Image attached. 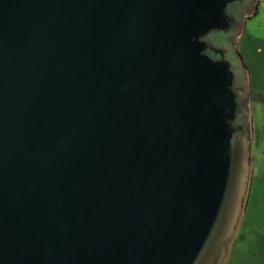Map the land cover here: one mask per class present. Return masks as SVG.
I'll list each match as a JSON object with an SVG mask.
<instances>
[{"label":"water","instance_id":"water-1","mask_svg":"<svg viewBox=\"0 0 264 264\" xmlns=\"http://www.w3.org/2000/svg\"><path fill=\"white\" fill-rule=\"evenodd\" d=\"M258 1L0 0V264H223Z\"/></svg>","mask_w":264,"mask_h":264},{"label":"rangeland","instance_id":"rangeland-1","mask_svg":"<svg viewBox=\"0 0 264 264\" xmlns=\"http://www.w3.org/2000/svg\"><path fill=\"white\" fill-rule=\"evenodd\" d=\"M257 46L246 39L237 41L249 83L252 166L244 211L223 264L231 263L235 247L239 251L235 264H261L264 260V49L260 54Z\"/></svg>","mask_w":264,"mask_h":264},{"label":"crops","instance_id":"crops-1","mask_svg":"<svg viewBox=\"0 0 264 264\" xmlns=\"http://www.w3.org/2000/svg\"><path fill=\"white\" fill-rule=\"evenodd\" d=\"M238 39H246L248 42L258 45L256 52L260 54L262 53L264 49V0H259L257 2L254 12L247 18L244 31ZM232 245L233 241L230 245L228 253ZM233 252L234 256L232 257L230 264H235V262L237 263V258H235V255L239 253L238 247H235ZM260 262L261 264H264V260H261Z\"/></svg>","mask_w":264,"mask_h":264},{"label":"flooded vegetation","instance_id":"flooded-vegetation-1","mask_svg":"<svg viewBox=\"0 0 264 264\" xmlns=\"http://www.w3.org/2000/svg\"><path fill=\"white\" fill-rule=\"evenodd\" d=\"M256 5H257V2L255 3V7H254V10H255V8H256Z\"/></svg>","mask_w":264,"mask_h":264}]
</instances>
